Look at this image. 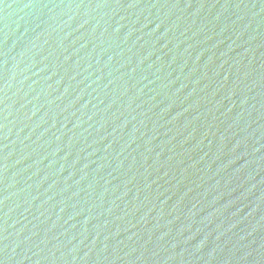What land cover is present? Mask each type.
Masks as SVG:
<instances>
[{
  "label": "water",
  "instance_id": "1",
  "mask_svg": "<svg viewBox=\"0 0 264 264\" xmlns=\"http://www.w3.org/2000/svg\"><path fill=\"white\" fill-rule=\"evenodd\" d=\"M0 264H264V0H0Z\"/></svg>",
  "mask_w": 264,
  "mask_h": 264
}]
</instances>
